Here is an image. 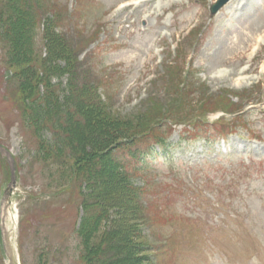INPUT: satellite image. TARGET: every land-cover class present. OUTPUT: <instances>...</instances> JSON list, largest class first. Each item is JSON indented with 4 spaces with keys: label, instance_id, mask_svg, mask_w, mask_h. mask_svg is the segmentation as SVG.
<instances>
[{
    "label": "rangeland",
    "instance_id": "374dc122",
    "mask_svg": "<svg viewBox=\"0 0 264 264\" xmlns=\"http://www.w3.org/2000/svg\"><path fill=\"white\" fill-rule=\"evenodd\" d=\"M214 1H44L64 9L59 30L77 42L109 117L153 120L165 94L179 92L166 88L184 76L196 83L183 96L194 105H175L156 128L165 146L153 132L136 147L145 153L135 162L147 205L142 234L155 264H264V0H231L211 17ZM5 27L0 20V264H9L11 242L19 264H84L79 190L64 173L68 158L46 154L53 131L25 120L23 102L35 93L27 101L9 79ZM51 83L67 93V75ZM201 93L224 103L207 110ZM191 113L192 122L168 117Z\"/></svg>",
    "mask_w": 264,
    "mask_h": 264
},
{
    "label": "trees",
    "instance_id": "16d2710c",
    "mask_svg": "<svg viewBox=\"0 0 264 264\" xmlns=\"http://www.w3.org/2000/svg\"><path fill=\"white\" fill-rule=\"evenodd\" d=\"M44 1L0 0V20L6 25L2 36L13 45L9 79L19 80L27 101L30 93H35L29 104L23 102L25 120L35 128L46 126L53 131V145L46 151L50 159L64 156L69 160L64 173L74 178L84 213L79 229L82 242L86 245L83 262L155 264L151 256L153 248L144 241L142 234L148 222L147 205L143 200L144 188L136 180L142 171L135 162L139 155L145 153L136 147L153 132L155 134L150 137H154V144L165 146L168 138L157 134L156 128L163 127L164 113L170 112L175 105H194L195 98L187 100V96L185 99L183 96L186 92H194L196 83L189 82L188 76H184V81L171 86L170 91L166 88L167 93L174 89L179 92L165 94L164 102L159 105V114L153 116V120L145 114L135 121L109 117V109L102 102L87 68H82L83 60L78 61L77 42L59 30L64 27L61 17L66 20L64 9H55ZM42 25L44 50L36 59L37 37ZM63 75H67V93L61 86L57 90L48 88V85H53L52 77ZM180 76L183 78L182 72ZM45 84L46 87L39 90L38 87ZM202 94L197 102L206 106L207 110L216 112L219 108H214L224 103L215 99L209 104L207 101L212 97L207 99ZM223 108L226 109L225 106ZM182 116L168 117L181 123L192 122L197 117L191 113L185 115L187 118L178 120ZM59 146L66 148L62 150ZM104 177L108 179V186L104 184ZM84 218L87 220L84 221Z\"/></svg>",
    "mask_w": 264,
    "mask_h": 264
},
{
    "label": "water",
    "instance_id": "95a60500",
    "mask_svg": "<svg viewBox=\"0 0 264 264\" xmlns=\"http://www.w3.org/2000/svg\"><path fill=\"white\" fill-rule=\"evenodd\" d=\"M228 1L230 0H217L215 3H213L210 7L212 15L216 14L219 9L224 6ZM13 185H15V179H13ZM9 260L10 264H19L15 254H10Z\"/></svg>",
    "mask_w": 264,
    "mask_h": 264
},
{
    "label": "bare ground",
    "instance_id": "6f19581e",
    "mask_svg": "<svg viewBox=\"0 0 264 264\" xmlns=\"http://www.w3.org/2000/svg\"><path fill=\"white\" fill-rule=\"evenodd\" d=\"M8 214V213H7ZM10 232V231H9ZM11 233V232H10ZM9 234V233H8ZM10 249H11V252H10V249H9V253L10 254H13L14 253V245L12 244V242L10 243Z\"/></svg>",
    "mask_w": 264,
    "mask_h": 264
}]
</instances>
